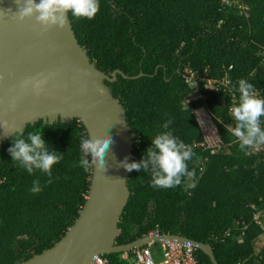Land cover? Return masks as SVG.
Segmentation results:
<instances>
[{
  "label": "trees",
  "instance_id": "1",
  "mask_svg": "<svg viewBox=\"0 0 264 264\" xmlns=\"http://www.w3.org/2000/svg\"><path fill=\"white\" fill-rule=\"evenodd\" d=\"M92 19L69 14L71 31L95 68L116 76L104 84L124 110L132 139V161H140L151 140L173 121V135L191 146L193 158L173 188L151 186L141 170L128 175L129 197L117 224L115 245H124L153 230L209 244L217 264H264V235L253 215L264 204V147L241 149L232 133L231 107L238 103V81L245 79L264 97V0H99ZM188 68L200 78L220 80L229 91L204 90L191 100L181 78ZM154 72H156L154 74ZM203 111L214 130L205 140L193 111ZM264 127V117L261 118ZM43 133L50 150L63 159L53 165L52 182L35 170L29 174L12 162L11 136L0 146V264H18L48 249L77 218L88 191L90 172L78 165L81 139L77 120L26 125ZM205 133V131H204ZM89 159V157H87ZM39 180L42 191L29 190ZM239 238L240 241L237 240ZM198 264H210L196 250ZM120 254L103 256L108 264H127Z\"/></svg>",
  "mask_w": 264,
  "mask_h": 264
},
{
  "label": "water",
  "instance_id": "2",
  "mask_svg": "<svg viewBox=\"0 0 264 264\" xmlns=\"http://www.w3.org/2000/svg\"><path fill=\"white\" fill-rule=\"evenodd\" d=\"M8 9L16 12L15 0H0V122L15 125L22 133L26 125L38 121L52 125L75 119L86 136L108 132L112 138L105 156V171L91 170L84 204L72 225L51 247L18 264H91L96 256L128 253L152 240L189 243L210 264H217L209 244L180 236L145 235L115 245L117 224L129 197L130 172L119 162L125 157L131 162L133 135L123 108L104 81L113 83L117 75L131 80L143 75L128 77L118 70L106 75L89 61L75 40L70 23L63 29L52 27L41 32L34 18L19 21ZM30 78L47 80L38 95L31 85L22 87ZM11 136L0 127V146Z\"/></svg>",
  "mask_w": 264,
  "mask_h": 264
},
{
  "label": "clouds",
  "instance_id": "3",
  "mask_svg": "<svg viewBox=\"0 0 264 264\" xmlns=\"http://www.w3.org/2000/svg\"><path fill=\"white\" fill-rule=\"evenodd\" d=\"M15 3L17 4L16 12L7 10L13 13V18L19 21L34 18L41 32H47L52 27L63 29L70 23L69 14L75 19H92L100 8L99 0H39V2L15 0ZM46 82V79L30 78L23 82L22 87L31 85L33 92L38 95L43 91ZM238 91V103L231 107V114L235 121L231 131L242 150L245 148L259 150L264 147V127L261 123V118L264 117V97L253 84L245 79L238 81ZM171 123L173 121L169 119L162 125L165 131L155 135L151 140V146L147 148L140 161L128 162L125 157L119 162L126 171L148 172L152 187L173 188L181 185L184 178L190 179L194 176V172L188 169L187 163L195 155L193 149L175 137L172 131L167 130ZM0 127L16 137L12 139V146L8 149L12 162L25 169L30 175L35 170H39L49 177L47 183H51V169L63 159V156L49 149L43 139V133L29 132L27 138H24L23 133L7 121L0 122ZM111 144L112 138L108 132L103 135L83 137L80 144L82 155L78 165L75 166L81 167L85 172L94 169L105 171V156ZM89 156L91 160L87 158ZM29 191L33 194L42 191L39 180L33 181Z\"/></svg>",
  "mask_w": 264,
  "mask_h": 264
},
{
  "label": "built area",
  "instance_id": "4",
  "mask_svg": "<svg viewBox=\"0 0 264 264\" xmlns=\"http://www.w3.org/2000/svg\"><path fill=\"white\" fill-rule=\"evenodd\" d=\"M181 78L190 91V97L185 99V104L194 99H202V94L199 91L200 85H202L204 90L217 91L222 87L229 91L226 74L220 80L203 79L196 72L184 68ZM262 205L264 207V204ZM260 218H264V208L254 213L253 221L261 225ZM164 235L159 234L157 230L146 234V236L153 237ZM237 240L240 241L239 238ZM195 252V247L189 243L152 240L140 248H133L128 253H121L119 258L126 261L127 264H198ZM91 264H108V262L103 256H96L93 258Z\"/></svg>",
  "mask_w": 264,
  "mask_h": 264
},
{
  "label": "rangeland",
  "instance_id": "5",
  "mask_svg": "<svg viewBox=\"0 0 264 264\" xmlns=\"http://www.w3.org/2000/svg\"><path fill=\"white\" fill-rule=\"evenodd\" d=\"M187 106V105H186ZM197 120L200 122L201 126L203 127V136L207 141H212L214 139V130L212 128V124L209 120V117L203 111L194 112ZM264 244V235L260 238L256 245V250L259 249Z\"/></svg>",
  "mask_w": 264,
  "mask_h": 264
}]
</instances>
